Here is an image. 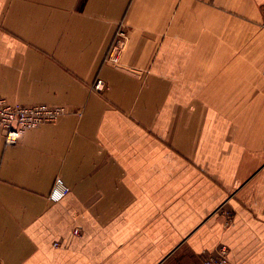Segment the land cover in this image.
I'll use <instances>...</instances> for the list:
<instances>
[{
    "label": "crops",
    "instance_id": "obj_1",
    "mask_svg": "<svg viewBox=\"0 0 264 264\" xmlns=\"http://www.w3.org/2000/svg\"><path fill=\"white\" fill-rule=\"evenodd\" d=\"M263 71L264 0H0V98L70 111L0 129V264H264Z\"/></svg>",
    "mask_w": 264,
    "mask_h": 264
},
{
    "label": "built area",
    "instance_id": "obj_2",
    "mask_svg": "<svg viewBox=\"0 0 264 264\" xmlns=\"http://www.w3.org/2000/svg\"><path fill=\"white\" fill-rule=\"evenodd\" d=\"M128 35L121 27L116 34L114 43L107 57L109 63H117L126 47ZM264 76V71H263ZM107 89L103 81L98 80L92 87L93 91L103 92ZM70 111L64 106H50L47 104L34 105H12L5 99L0 98V129L4 135L7 147L16 146L25 133L32 129L48 123H55L61 117L69 114ZM68 193V187L64 181L58 178L49 196L53 203L60 202ZM79 229L74 230V235H79ZM57 247V244L55 245ZM203 264H235L229 259V251L222 246L216 255H209L204 258Z\"/></svg>",
    "mask_w": 264,
    "mask_h": 264
}]
</instances>
